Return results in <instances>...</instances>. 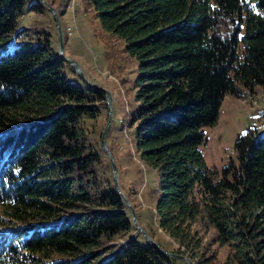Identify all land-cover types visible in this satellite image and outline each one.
Returning <instances> with one entry per match:
<instances>
[{"label": "trees", "instance_id": "1", "mask_svg": "<svg viewBox=\"0 0 264 264\" xmlns=\"http://www.w3.org/2000/svg\"><path fill=\"white\" fill-rule=\"evenodd\" d=\"M30 1L0 0V225L11 226L0 229V264H91L103 238L135 227L103 170L94 127L103 92L60 57L49 32L2 44L26 9L47 10ZM84 1L135 62L134 76H121V56L109 57L104 45L123 96L133 92L115 121L134 127L140 158L157 172L147 194L157 228L176 246L157 242L195 264H264V133L238 136L235 159L219 170L199 148L201 126L215 123L225 94L264 87V0ZM179 259L136 231L98 264Z\"/></svg>", "mask_w": 264, "mask_h": 264}, {"label": "rangeland", "instance_id": "2", "mask_svg": "<svg viewBox=\"0 0 264 264\" xmlns=\"http://www.w3.org/2000/svg\"><path fill=\"white\" fill-rule=\"evenodd\" d=\"M46 1L56 9L58 14L62 36L64 35L65 38L63 54L74 59L90 81L107 88L111 93L109 106L112 110V120L105 141L116 166L118 184L125 190L124 194L130 197L136 205L134 210L138 212L140 218V222L137 220L138 223L148 234L152 232L154 240L159 239L169 247H175L176 243L165 232L157 228L155 215L152 213L154 197L147 194V188L152 187L156 182L157 172L140 158L132 141L134 127L123 122L124 119L115 121L114 117H123L124 111L128 109L127 106L131 107L128 100L133 104L132 90L126 97L123 96V90H120L118 86V78L121 74L126 78L134 76L132 72L135 67L134 60L122 53L120 41L100 29L94 18L93 9L84 0ZM32 2L34 1L31 0L29 4ZM40 30L51 33L53 42L59 49L56 23L48 9L43 11L26 9L18 19L16 30L8 35L2 44L13 47L21 40H34L36 36L42 34ZM105 44L109 47L107 49L109 57L116 55L119 58L121 56L119 58L120 75L107 70ZM68 72V76L75 80L76 77ZM241 88L243 92L239 97L229 93L224 95L214 124L201 126L205 140L199 148L208 167L219 170L229 159H235L234 144L238 136L252 130L264 133V87L256 84L253 90ZM100 106L101 113L94 121V127L95 130L99 128L102 131L108 115L105 97ZM116 162L120 168L119 172ZM109 164L111 165L107 155L103 161V170L106 175L111 172L113 178V170L112 167H108ZM5 227L8 230L11 226L7 223L0 225V229ZM136 231V229L131 230L125 236L103 238L104 246L100 247V254L92 260L91 264H98L102 258L110 255L113 249L121 246ZM225 253V247L219 248L218 258L222 259ZM184 261L179 259L176 264H188ZM1 264H9L8 259L5 258Z\"/></svg>", "mask_w": 264, "mask_h": 264}, {"label": "water", "instance_id": "3", "mask_svg": "<svg viewBox=\"0 0 264 264\" xmlns=\"http://www.w3.org/2000/svg\"><path fill=\"white\" fill-rule=\"evenodd\" d=\"M39 2H41L42 4H44L47 9L51 12L54 21L56 23V29H57V35H58V40H59V49H58V53L60 55V57L69 65H71L73 67V69L78 73L79 77L81 78V80L88 86L101 90L104 94L105 97V102L107 104V108H108V115H107V120L105 122V125L101 131L100 134V138H99V143L100 146L102 148V150L108 155L110 163H111V167L113 170V179H114V184L115 187L118 191V193L120 194L122 200L125 202V204L127 205V207L129 208L130 212H131V219H132V223L133 226L135 227V229L140 232L142 234V236L144 237V239L146 240V242H148L149 244L155 246L162 254L167 255V256H171V257H177L180 258L182 260H185L188 264H195L188 256L184 255V254H180V253H176V252H171L166 250L165 248H163L159 242H157L156 240H154L152 237L149 236V234L145 231V229H143L140 224L138 223L137 219H136V213L135 210L133 208V206L131 205L129 199L127 198V196L121 191L120 186L118 184L117 181V177H116V166L114 163V160L112 158L111 152L109 150V147L107 146V143L105 141V136L106 133L109 129V126L111 125V120H112V110L111 107L109 106L110 104V100H111V93L109 92V90L101 85H98L92 81H90L85 74L83 73L82 69L80 68L79 64L72 58H69L67 56H65L63 54V36H62V30H61V25H60V21L58 18V14L56 9L50 4L48 3L46 0H37Z\"/></svg>", "mask_w": 264, "mask_h": 264}]
</instances>
